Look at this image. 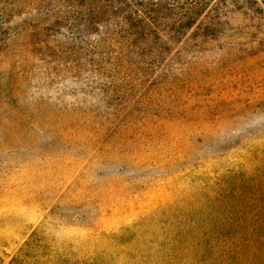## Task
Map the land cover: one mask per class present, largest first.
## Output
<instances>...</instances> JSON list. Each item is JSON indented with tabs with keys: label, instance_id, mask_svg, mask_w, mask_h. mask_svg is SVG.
<instances>
[{
	"label": "rangeland",
	"instance_id": "1",
	"mask_svg": "<svg viewBox=\"0 0 264 264\" xmlns=\"http://www.w3.org/2000/svg\"><path fill=\"white\" fill-rule=\"evenodd\" d=\"M215 5L140 53L119 0H0V264H201L210 202L264 200V0Z\"/></svg>",
	"mask_w": 264,
	"mask_h": 264
},
{
	"label": "trees",
	"instance_id": "2",
	"mask_svg": "<svg viewBox=\"0 0 264 264\" xmlns=\"http://www.w3.org/2000/svg\"><path fill=\"white\" fill-rule=\"evenodd\" d=\"M170 1L119 0L121 7L116 15L120 22L119 40L123 42L118 43L140 53L162 52L160 32L164 20L177 23L170 29L178 36L195 26L205 35L215 32L225 15L215 5L217 0H184L176 8ZM210 209L206 232L197 234V238L204 237L201 252L205 258L201 264H264V200L255 197L253 191L243 189L238 197L211 201Z\"/></svg>",
	"mask_w": 264,
	"mask_h": 264
}]
</instances>
